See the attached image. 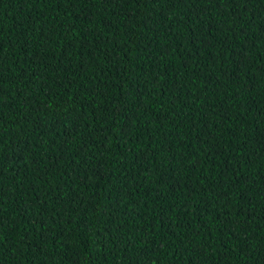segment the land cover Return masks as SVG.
<instances>
[{
    "label": "trees",
    "instance_id": "trees-1",
    "mask_svg": "<svg viewBox=\"0 0 264 264\" xmlns=\"http://www.w3.org/2000/svg\"><path fill=\"white\" fill-rule=\"evenodd\" d=\"M0 264H264V0H0Z\"/></svg>",
    "mask_w": 264,
    "mask_h": 264
}]
</instances>
